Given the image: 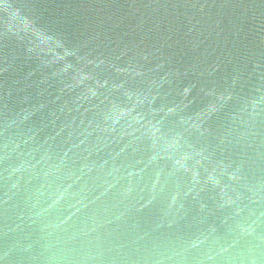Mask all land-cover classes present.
I'll return each instance as SVG.
<instances>
[{
  "label": "water",
  "instance_id": "obj_1",
  "mask_svg": "<svg viewBox=\"0 0 264 264\" xmlns=\"http://www.w3.org/2000/svg\"><path fill=\"white\" fill-rule=\"evenodd\" d=\"M0 264H264V0H0Z\"/></svg>",
  "mask_w": 264,
  "mask_h": 264
}]
</instances>
